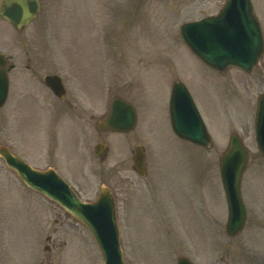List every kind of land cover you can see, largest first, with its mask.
<instances>
[{
    "label": "rangeland",
    "instance_id": "obj_1",
    "mask_svg": "<svg viewBox=\"0 0 264 264\" xmlns=\"http://www.w3.org/2000/svg\"><path fill=\"white\" fill-rule=\"evenodd\" d=\"M42 1L40 15L24 30H16L0 17V52L8 58L7 66L13 65L10 98L0 109V127L18 136L24 148L39 150L46 120L40 100L41 96L44 101L51 98V93L46 94L47 74L60 73L66 78L68 100L89 96L95 102L96 116L113 96L131 100L140 112L139 129L127 134L129 140L124 134L112 136L113 149L104 163L91 155L97 133L90 120L82 121V133L91 126L92 134L77 132L88 142L84 150L90 157L86 151L82 154L81 139L74 129L69 132L67 126L59 135L70 161L65 157L60 164L83 185L84 198L96 197L101 184L112 186L127 264H176L182 255L195 264H264V203L250 195L246 182L251 169L264 168V164L255 158L246 172L248 221L245 231L232 239L224 234L227 205L218 171L231 132L242 130L253 147L246 124L250 123L257 78L261 82L258 90L264 89V58L254 74L236 68L220 74L191 54L180 36L184 21L217 12L225 0ZM65 54L74 61L66 62ZM80 54H93L96 59L97 67L89 76L77 70ZM77 71L87 77L81 84L75 81L76 75L80 79ZM182 77L206 115L215 142L210 151L182 145L172 133L169 89ZM90 79L95 82H87ZM36 93L41 96L35 99ZM137 144L147 150L146 177L134 170L131 152ZM9 194L14 195L10 202L0 198L1 203L9 202L0 203L6 212L0 222L13 223L11 230L12 225L0 223V264H102L95 241L81 225H60L52 234L51 226L57 224L53 215L48 224L51 212L43 210L52 234L51 241H45L37 232L35 213L43 212L37 196L23 186L9 189ZM262 195L259 191L264 200ZM129 204L134 208L131 227L125 211ZM45 244L50 250L44 249Z\"/></svg>",
    "mask_w": 264,
    "mask_h": 264
},
{
    "label": "water",
    "instance_id": "obj_2",
    "mask_svg": "<svg viewBox=\"0 0 264 264\" xmlns=\"http://www.w3.org/2000/svg\"><path fill=\"white\" fill-rule=\"evenodd\" d=\"M38 0H3L0 14L21 28L34 17ZM250 0H228L220 16L212 19L184 23L182 37L189 47L207 63L225 69L236 64L251 70L258 60L262 47V37L255 20L250 15ZM238 36V39H237ZM216 37V38H215ZM0 105L4 102L7 87L6 78L0 75ZM49 80V78H48ZM174 89L171 99V114L175 131L184 138L209 146L210 141L203 121L193 102L188 99L194 122L189 126L182 123L183 117L180 93ZM260 111H264V96L261 98ZM262 117V116H261ZM135 122V110L125 101L116 98L108 123L119 130H129ZM103 125V124H101ZM104 125H108L107 122ZM9 158V152L4 153ZM135 161L140 174H144L145 157L137 149ZM247 162L246 151L236 134H233L229 149L221 160V170L229 206L227 230L236 234L242 227L245 209L241 200L240 176ZM23 179L32 187L41 190L59 201L76 217L85 222L93 231L102 248L106 264H124L115 219V205L112 196L103 190L100 199L94 204L83 203L74 195L54 171L39 172L15 160ZM179 264H190L180 261Z\"/></svg>",
    "mask_w": 264,
    "mask_h": 264
},
{
    "label": "flooded vegetation",
    "instance_id": "obj_3",
    "mask_svg": "<svg viewBox=\"0 0 264 264\" xmlns=\"http://www.w3.org/2000/svg\"><path fill=\"white\" fill-rule=\"evenodd\" d=\"M86 56H91V54H86ZM80 60H85V59H80ZM96 65V60L90 59V63H86L83 66L87 67H93ZM29 68L32 67L30 64L28 66ZM32 70V69H31ZM33 71V70H32ZM35 72V71H33ZM91 101L87 100L85 97H81L80 100L78 99H69L67 100L66 97L63 100H54L51 103H49L50 107V115L51 118L56 121L57 120V115L62 117L67 114H69V118L71 121H85L86 123L88 122V119H92V115L90 111L88 110L91 106L89 103ZM92 103V102H91ZM54 133H50L48 135V140H47V149L48 153L43 154L42 156L36 155L37 159H42L43 161H51V160H57V156L55 154V149L56 145L54 143ZM0 144L5 145L9 147L12 151L15 152L18 148V142L15 139H4L2 140L0 138ZM50 166V165H49ZM14 177L15 175L12 174ZM12 175L7 176L5 184L7 185H14L15 179ZM16 178V177H15ZM57 221L59 218L56 219Z\"/></svg>",
    "mask_w": 264,
    "mask_h": 264
}]
</instances>
